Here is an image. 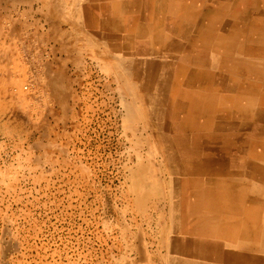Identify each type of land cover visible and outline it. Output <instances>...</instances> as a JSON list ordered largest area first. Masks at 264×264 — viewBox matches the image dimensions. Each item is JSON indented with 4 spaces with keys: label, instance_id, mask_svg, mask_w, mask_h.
I'll return each mask as SVG.
<instances>
[{
    "label": "bare ground",
    "instance_id": "obj_1",
    "mask_svg": "<svg viewBox=\"0 0 264 264\" xmlns=\"http://www.w3.org/2000/svg\"><path fill=\"white\" fill-rule=\"evenodd\" d=\"M222 1L0 0L1 83L10 84L18 71L12 49L18 33H44L49 45L44 52L52 59L44 63L43 75L52 93L63 91L66 100L71 98L87 58L96 67L117 66L118 76L110 74V84L117 85L121 99L134 92L140 101L129 112L125 102L127 118H136L145 107L152 133L169 142L179 161V170L168 172L175 183L171 194L191 198L193 218L186 219L184 235L199 237L205 246L201 254L192 252L195 261L189 253L179 255L172 241L174 247L167 249L163 261L167 264H201L202 259L222 264L219 257L224 264H240L244 250L258 263L257 256L264 252V198L257 201L252 188L253 178L264 175V110L253 109L256 101L250 100L257 85L245 88L238 83L242 66L230 50L240 37L248 41L251 33H222L221 28L243 11V19L248 18L252 2L264 15V0H232L241 5ZM216 29L220 32L214 33ZM29 41L19 48L26 54L37 50ZM252 71L257 76L258 69ZM239 87L246 94L237 96ZM179 215L172 205L171 221L176 224ZM240 234L244 249L238 243Z\"/></svg>",
    "mask_w": 264,
    "mask_h": 264
},
{
    "label": "rangeland",
    "instance_id": "obj_2",
    "mask_svg": "<svg viewBox=\"0 0 264 264\" xmlns=\"http://www.w3.org/2000/svg\"><path fill=\"white\" fill-rule=\"evenodd\" d=\"M255 33H264V26ZM43 34L18 33L12 48L18 71L7 86L0 82V264H167L166 251L174 245L179 255L189 253L197 261L193 255L202 253L204 240L184 235L186 219L193 218L191 198L171 194L175 183L169 173L179 170V161L167 139L152 133L149 111L142 106L141 114L127 118L140 106L136 93L121 99L117 85L110 84L119 67H96L91 58L75 77L71 98L66 100L63 91L52 93L43 75L44 63L52 59L44 52L49 45ZM27 40L40 51L20 50ZM259 42L240 37L230 50L242 66L244 87L257 85L258 95L250 100L260 112L264 74L252 71L256 65L264 70V43ZM252 188L257 201L264 198L263 174L253 178ZM172 205L174 215H182L176 224ZM261 244L264 249V240ZM244 251L240 264H264V252L256 263ZM218 260L224 264L222 257Z\"/></svg>",
    "mask_w": 264,
    "mask_h": 264
},
{
    "label": "crops",
    "instance_id": "obj_3",
    "mask_svg": "<svg viewBox=\"0 0 264 264\" xmlns=\"http://www.w3.org/2000/svg\"><path fill=\"white\" fill-rule=\"evenodd\" d=\"M232 1V0H231ZM230 1V2H231ZM234 2V1H232ZM224 0L220 2V4H223ZM236 5H241L242 2L239 3V1L234 2ZM253 9L246 12V19H243L244 11L240 16H237V18L234 19H227L225 26L222 25V33H251V40L252 42H259L264 43V33H255L256 29L262 27L264 25V15L263 11L260 7H257L255 5V2L251 3ZM258 5V4H257ZM243 23H248V25H244ZM231 62L227 63L226 66V72L231 69ZM255 69H258L257 77L262 76L264 74V70H260V68L256 65ZM239 79L238 83H243L242 80H240V76L237 77ZM236 94L243 95L244 90L240 89V87L236 90ZM235 94V95H236ZM250 95V94H247ZM252 95H258L257 87L255 86V90L252 91Z\"/></svg>",
    "mask_w": 264,
    "mask_h": 264
}]
</instances>
